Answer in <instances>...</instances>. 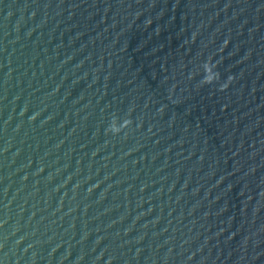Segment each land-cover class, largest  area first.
Wrapping results in <instances>:
<instances>
[{"label":"water","instance_id":"1","mask_svg":"<svg viewBox=\"0 0 264 264\" xmlns=\"http://www.w3.org/2000/svg\"><path fill=\"white\" fill-rule=\"evenodd\" d=\"M0 264H264V0H0Z\"/></svg>","mask_w":264,"mask_h":264},{"label":"clouds","instance_id":"2","mask_svg":"<svg viewBox=\"0 0 264 264\" xmlns=\"http://www.w3.org/2000/svg\"><path fill=\"white\" fill-rule=\"evenodd\" d=\"M131 123L130 120L123 119L120 123H117V120L114 118L109 125V131H111L113 134H118L121 132V130L125 127H127Z\"/></svg>","mask_w":264,"mask_h":264}]
</instances>
